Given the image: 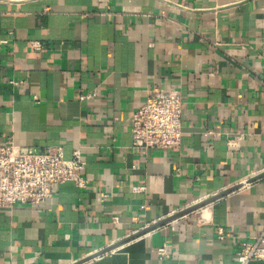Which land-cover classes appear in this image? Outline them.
<instances>
[{
  "label": "crops",
  "instance_id": "1",
  "mask_svg": "<svg viewBox=\"0 0 264 264\" xmlns=\"http://www.w3.org/2000/svg\"><path fill=\"white\" fill-rule=\"evenodd\" d=\"M153 85L181 93L183 137L144 154L131 117ZM9 138L80 148L87 186L0 207V264H237L217 228L242 238L264 224V0H0Z\"/></svg>",
  "mask_w": 264,
  "mask_h": 264
},
{
  "label": "built area",
  "instance_id": "2",
  "mask_svg": "<svg viewBox=\"0 0 264 264\" xmlns=\"http://www.w3.org/2000/svg\"><path fill=\"white\" fill-rule=\"evenodd\" d=\"M32 44L36 48L41 46L39 42ZM95 96V92H84L80 98L91 100ZM182 113L183 100L178 89L153 85L132 114V148L144 154L152 149L179 148L183 137ZM242 138L241 134L229 136L228 148L237 149V141ZM85 168L86 161L80 148L68 158L61 145L23 148L9 138L0 144V207L39 206L53 198L54 187L58 184L72 183L77 188H85ZM132 189L140 191L143 187L132 186ZM114 219L117 222L118 218ZM217 238L235 246L237 264L264 260V224L258 233L242 238H235L223 227H218ZM157 253L164 256L167 252L158 248Z\"/></svg>",
  "mask_w": 264,
  "mask_h": 264
},
{
  "label": "water",
  "instance_id": "3",
  "mask_svg": "<svg viewBox=\"0 0 264 264\" xmlns=\"http://www.w3.org/2000/svg\"><path fill=\"white\" fill-rule=\"evenodd\" d=\"M252 180H253V179H251L250 181H252ZM239 187H240V186H236V187H234V188L227 189V190L221 192L220 194H217V195L213 196L212 198H210V199H208V200H205V201L200 202V203H198V204H196V205H194V206H191V207H189V208H186L185 210H182V211L179 212L178 214H175L174 216H171V217H169L168 219L164 220L162 223L146 228V230H145L144 232L146 233V232H148V231H150V230H152V229H154V228L160 226V225L163 224V223H166V222H168V221H170V220H173L174 218H176V217H178V216L184 215V214H186V213H188V212H190V211H192V210H195V209H197V208H200V207H202V206H204V205H206V204H208V203H210V202L216 200L217 198H219V197H221V196H223V195H225V194H227V193H229V192H231V191H233V190L238 189ZM111 249H112V248L105 249V250L99 252L97 255L102 254V253H104V252H107V251H109V250H111ZM90 258H92V257H90Z\"/></svg>",
  "mask_w": 264,
  "mask_h": 264
}]
</instances>
